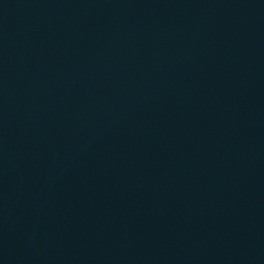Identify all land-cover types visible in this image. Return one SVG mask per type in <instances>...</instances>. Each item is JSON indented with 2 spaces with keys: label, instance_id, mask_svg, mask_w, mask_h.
<instances>
[{
  "label": "water",
  "instance_id": "obj_1",
  "mask_svg": "<svg viewBox=\"0 0 264 264\" xmlns=\"http://www.w3.org/2000/svg\"><path fill=\"white\" fill-rule=\"evenodd\" d=\"M0 264H264V0H0Z\"/></svg>",
  "mask_w": 264,
  "mask_h": 264
}]
</instances>
